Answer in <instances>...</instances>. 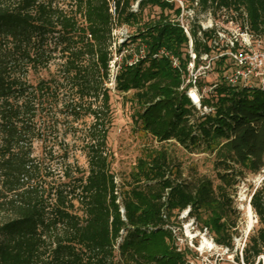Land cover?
I'll use <instances>...</instances> for the list:
<instances>
[{
    "label": "trees",
    "instance_id": "obj_1",
    "mask_svg": "<svg viewBox=\"0 0 264 264\" xmlns=\"http://www.w3.org/2000/svg\"><path fill=\"white\" fill-rule=\"evenodd\" d=\"M190 1L185 10L235 14L264 38V0H198L197 7ZM147 7L158 8L159 17L144 21ZM182 12L171 0H0V264H190L172 228L185 211V220L234 251L240 214L233 196L248 176L264 170V91L228 86L217 62L213 82H198L197 109L187 95L191 85L181 89L191 61ZM124 25L136 27L129 43L145 56L119 64L115 89L133 93L134 119L145 134L210 155L215 178H184L161 148L140 158L119 190L110 170L107 85L113 30ZM189 33L199 65L214 50L216 30L203 31L195 18ZM162 49L180 68L170 57H153ZM52 64L57 68L49 79L30 81ZM49 105H62L71 120L66 137L81 133L88 163L87 171L72 164L67 144L61 156L65 180L57 185L48 182L51 168L33 151L35 142H47L42 119ZM85 118L89 125L76 128ZM48 153L53 159V149ZM249 204L260 227L235 260L262 264L264 180Z\"/></svg>",
    "mask_w": 264,
    "mask_h": 264
},
{
    "label": "rangeland",
    "instance_id": "obj_2",
    "mask_svg": "<svg viewBox=\"0 0 264 264\" xmlns=\"http://www.w3.org/2000/svg\"><path fill=\"white\" fill-rule=\"evenodd\" d=\"M174 1L176 7L191 6L190 0H171ZM136 6V4L134 5ZM133 6V7H134ZM187 10L184 11L183 22L185 25L191 24L195 18L198 21L205 22L208 17L206 12H201L200 9L194 10L192 20H187ZM192 14V13H190ZM160 10L158 8L147 7L144 11V21L158 18ZM136 27L118 26L113 30V45L112 52L114 59H118V64H121L124 59L137 56V43H129L131 37L135 35ZM119 41H121L119 43ZM115 42V43H114ZM129 44L123 48L121 54L116 53L118 45ZM114 44H116L114 48ZM116 53V54H115ZM129 60V59H128ZM133 60V58H132ZM130 60V61H132ZM56 64H52L49 71H42L39 75H30L29 79L33 84H36L40 79H49L51 75L56 73ZM214 80L213 73L207 76L206 82L211 83ZM110 89V103L112 111V126L108 138V147L111 153V172L115 176L116 182L119 185V190H123L125 184L128 183L129 175L135 168L137 161L145 157L148 151L165 149L170 155L175 165L181 167L184 178L192 179L194 176H205L215 178L216 174L213 170L212 157L205 153H189L174 142L159 143L150 135L145 134L137 125L134 116L137 110L132 95L133 93L121 94L115 89V83L110 82L107 85ZM48 112L42 119L48 129L45 134L47 142L38 141L33 145L34 156L45 161V165L51 168V174L48 182L51 184H59L64 182V159L61 157L65 151L66 145L69 144L70 162L77 164L83 170H88V163L85 155L81 151L82 137L81 133L76 136H67L66 132L70 127V119H67V114L62 109V105L47 107ZM92 120L85 118L79 121L75 127L79 130L84 129ZM53 149V159L48 151ZM264 180V170L260 174L250 175L248 178L239 184L237 191L234 194V205L240 214L237 222V230L240 234L235 238V249L229 252L226 248H222L215 243L212 244V235L201 230V226L193 224L192 220H185L186 214L183 212L176 220L173 221V231L177 238V246L179 250H188L187 259L190 264H237L235 257L237 251L241 258V252L245 246L246 240L250 234L256 233L260 227L258 218L253 212V219H250L246 213V208L249 205L250 198L253 192L261 185ZM206 241L210 245L206 244ZM264 264V256L260 257ZM241 264L242 261H241Z\"/></svg>",
    "mask_w": 264,
    "mask_h": 264
},
{
    "label": "built area",
    "instance_id": "obj_3",
    "mask_svg": "<svg viewBox=\"0 0 264 264\" xmlns=\"http://www.w3.org/2000/svg\"><path fill=\"white\" fill-rule=\"evenodd\" d=\"M194 5L195 7L198 6V0H196ZM180 7L183 12L179 22L190 39L189 54L191 57L187 68V78L181 89H184L186 85H191V88L187 91V95L197 109H201L202 98V94L198 89V82L200 79L207 78L215 70L217 62L223 65L224 81L228 86L237 89L243 87L259 88L264 91V38L258 39L251 32L246 20L238 18L235 14L228 16L225 14V11H222L215 17L208 11V19L205 22L198 21V23L203 31L216 30V37L211 43L214 50L211 55L203 54L199 58L200 64L197 65L198 57L193 50V41L189 33L190 27L183 22L185 8L183 4ZM136 8L137 4L134 6V9ZM111 12L115 15L114 4H111ZM187 12V16L192 18L194 9ZM244 17H246V14H244ZM115 46L116 44H114V48ZM144 56V51H141L137 56L134 55L130 64L136 63L139 59L144 58ZM158 56L170 57L172 65L175 68H180L179 60L173 56H169L165 49L160 50L153 57L156 58ZM116 62H118L117 58L110 62V78L113 83H115L120 68ZM192 93L197 96V101L193 100ZM203 110L206 113L210 111L207 107H203ZM185 214L187 215V211ZM211 242L212 244L214 243L213 239H211Z\"/></svg>",
    "mask_w": 264,
    "mask_h": 264
},
{
    "label": "bare ground",
    "instance_id": "obj_4",
    "mask_svg": "<svg viewBox=\"0 0 264 264\" xmlns=\"http://www.w3.org/2000/svg\"><path fill=\"white\" fill-rule=\"evenodd\" d=\"M192 98H193L194 101H197L198 100L197 96L194 93H192ZM246 213H247V215H248V217L250 219H253V211H252V208H251L250 204L246 208ZM206 244L207 245H210V243L208 241H206Z\"/></svg>",
    "mask_w": 264,
    "mask_h": 264
}]
</instances>
